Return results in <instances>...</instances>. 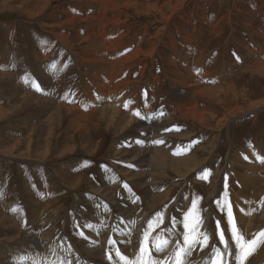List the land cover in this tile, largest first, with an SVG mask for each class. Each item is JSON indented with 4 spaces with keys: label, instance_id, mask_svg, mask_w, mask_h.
I'll list each match as a JSON object with an SVG mask.
<instances>
[{
    "label": "rangeland",
    "instance_id": "rangeland-1",
    "mask_svg": "<svg viewBox=\"0 0 264 264\" xmlns=\"http://www.w3.org/2000/svg\"><path fill=\"white\" fill-rule=\"evenodd\" d=\"M109 1L51 0V4L46 2L49 3L46 6L39 1L34 4L33 0H0V65H3L0 72L11 74L5 82L8 86H0V101L4 98L8 100L7 103H0V110L6 108L3 115L10 112L9 118H0V249L24 250L30 248L29 244L37 246L42 241V235L51 228L58 230L54 240L57 249L61 248L63 239L74 248L86 246V241L95 246L94 236H87L86 240L81 233L89 235L101 228L108 229L106 232L110 233L113 228L119 227L125 232L130 231L127 235L129 239L133 233L148 229L149 221L154 226V230H149L148 245L151 247L154 239L175 230L172 228L173 219L176 224H181L191 201L197 196L201 198L198 210L207 208L211 213L205 223L207 230H210L209 234H216L217 219L221 221L222 229L229 228L227 210L220 212L215 203L216 200L222 204L225 201V177L227 200L231 203L237 200L232 204V211L236 227L241 229L239 232L246 237V229L262 230L264 218L260 217V211L264 204V163H260L257 156L264 158V76L249 73L247 69L256 61L264 62V0ZM9 6L12 9L8 10ZM27 6L31 10H26ZM168 6L176 9L168 13L165 10ZM66 12L68 18L75 16L77 19L81 15L80 18L84 19L67 28L71 51L82 55L80 60H75L49 29L54 23L64 22ZM159 14L167 16V21L158 19ZM118 15V23L110 25V21ZM96 16L102 19L96 20ZM100 25H104L106 37L117 41L118 50L129 45L137 47L143 29L146 30L148 40L141 50L146 56L138 55L134 61L123 66L124 70L123 67L106 68L112 53L103 55L98 45L96 47L100 51L96 52V56L103 60L96 66L86 65L90 56L82 54L85 42H81L79 35L88 36L87 42L97 45ZM43 45L48 53H53L52 58L49 62L36 63L33 55ZM260 52L263 55L257 56ZM94 66L106 71V81L103 88L100 87L103 90L87 97L77 106L78 109L85 111L89 106L91 110H97L101 107L109 115V111L119 107V111L128 116L125 104L130 101L129 109L140 113L134 119L128 116L130 125L125 124L127 120L115 127L97 122L98 113L93 117H83L77 125L71 124L66 115L50 117L54 113L50 107L53 104L61 106L59 98L53 95L57 89L65 100L76 86L81 90L80 82L91 85V88L97 84L99 77L93 79V73L87 74ZM42 70L49 77L39 80L48 86V94L41 96L51 100L52 105L14 114L12 108L20 102V95L28 90L32 92L26 88L24 81H28L30 75L36 77L37 71ZM60 75L64 77L60 78V85L55 89L53 77L59 78ZM36 83L39 85V82ZM195 83L201 85L200 89L209 86L224 89L227 85L234 88L229 97L221 99L223 101L210 118L203 113L208 103L190 88ZM9 91L13 93L11 97H8ZM41 102L44 104L45 101ZM187 104L190 112L185 116L183 112ZM176 105H179L178 109ZM199 113L204 117H201L202 120ZM145 116L153 122H145ZM1 141L4 142L1 144ZM154 146L164 151V155H159L161 161L156 160V164L155 152L149 151L156 148ZM138 150L148 152L132 160L131 153ZM130 172L137 176L129 177L127 174ZM80 177L84 182L75 187ZM167 190L170 191L169 197H166L168 200L161 201ZM180 190L186 194L179 206ZM47 191L58 192L54 193L57 194L55 196ZM236 194L241 196L236 197ZM45 195L51 197L45 198ZM44 198L47 203L54 200L56 204L50 206L55 207L36 220V223L40 222L33 226L35 231L30 235L27 232L29 226L18 223V219L24 217L23 222L26 223L25 217L31 215L35 204L42 215L41 207L44 208L45 203L39 201ZM151 205L153 208L150 209ZM250 213L255 219L251 222L253 225L249 223ZM48 214L55 216L50 218ZM157 214H162L163 219L158 227L156 222L160 217ZM8 218L18 223L17 232L10 234L14 230H6ZM125 219L131 224L137 219L139 224L130 230L123 223ZM228 231L225 232V239L232 243L231 232L229 234ZM10 239L13 241L7 245ZM0 262L3 264L2 259Z\"/></svg>",
    "mask_w": 264,
    "mask_h": 264
},
{
    "label": "bare ground",
    "instance_id": "bare-ground-1",
    "mask_svg": "<svg viewBox=\"0 0 264 264\" xmlns=\"http://www.w3.org/2000/svg\"><path fill=\"white\" fill-rule=\"evenodd\" d=\"M37 1H39V2H41V3H44V4H46V6L50 3V1L51 0H33V3L34 2H37ZM93 1V0H92ZM112 1V0H111ZM111 1H109L110 3H111ZM118 1V0H117ZM165 1V0H164ZM178 1V0H177ZM46 2H49V3H46ZM56 2V1H55ZM91 2V1H90ZM126 2V1H125ZM124 2V3H125ZM161 2V1H160ZM159 2V3H160ZM166 2V1H165ZM168 2V1H167ZM170 2H171V0H170ZM169 2V3H170ZM181 2V1H180ZM179 2V3H180ZM71 3V2H70ZM81 3V2H80ZM84 3V2H83ZM98 3V2H97ZM105 3V2H104ZM148 3V2H147ZM152 3V2H151ZM169 3H168V5H169ZM176 3V2H175ZM22 4H24L25 5V3H22ZM35 4V3H34ZM51 4V3H50ZM62 4V3H61ZM67 4V3H66ZM89 4V3H88ZM94 4V3H93ZM109 4V3H108ZM108 4H106V5H108ZM114 4V3H113ZM127 4V3H126ZM167 4V3H166ZM183 4V3H182ZM69 5V4H68ZM100 5H101V2H100ZM103 5V4H102ZM110 5V4H109ZM116 5V4H115ZM130 5V4H129ZM129 5H128V7H129ZM163 5V4H162ZM49 6V5H48ZM81 6H82V4H81ZM91 6V5H90ZM98 6V5H97ZM161 6V5H160ZM170 6V5H169ZM165 7V10H167L168 11V13L169 12H173L176 8H172V7ZM180 6H181V4H180ZM74 7H76V6H74ZM106 7V6H105ZM113 7H115V6H113ZM134 7V6H133ZM87 8V7H86ZM89 8V7H88ZM132 8V7H131ZM149 8V7H148ZM153 8V7H152ZM167 8V9H166ZM9 9H12V7H8V10ZM31 10V7L29 8V6H27V9L26 10ZM98 10L100 9V7L99 8H97ZM114 9V8H113ZM161 9V8H160ZM94 10V9H93ZM103 10V9H102ZM110 10V9H109ZM121 10V9H120ZM155 10V9H154ZM104 11H106V10H104ZM114 11H116V7H115V10ZM119 11V10H118ZM161 11V10H160ZM177 11V10H176ZM70 12V11H69ZM82 12V11H81ZM117 12V11H116ZM134 12V11H133ZM77 13V12H76ZM97 13H98V11H97ZM102 13V12H101ZM121 13H123V12H120V14ZM128 13V12H127ZM150 13V12H149ZM175 13V12H174ZM93 14V13H92ZM108 14V13H107ZM110 14V13H109ZM118 14V13H117ZM156 14V13H155ZM160 14H162V13H160ZM159 14V15H160ZM64 15H65V21L64 22H61L60 24H55L54 22H52V23H54L51 27L49 26V29L51 30V33H53V34H55L54 36H56V38H58L59 40H60V43L63 45V47H64V49H67L72 55H74V57H75V60H80L81 58H83V56L81 55H78L77 53H73L72 51H71V44H70V42H69V39H67L68 38V32H67V28H71L72 27V25H73V23L74 22H77V21H80V22H83L84 21V19H82V18H80V16L79 17H77V19H75L74 17L73 18H68V15H67V12L66 13H64ZM78 15V14H77ZM89 15H90V13H89ZM97 15V14H96ZM152 15V14H151ZM173 15V14H172ZM72 16V15H71ZM93 16H95V15H93ZM134 16V15H133ZM135 16H137V15H135ZM145 16V15H144ZM149 16V15H148ZM158 16V15H157ZM163 16V15H162ZM161 15L158 17V19L160 18V19H162V20H166V18H167V16L165 17V16H163L162 17ZM171 16V15H170ZM87 17V16H86ZM99 17V16H98ZM102 17H103V15H102ZM141 17V16H140ZM83 18H84V16H83ZM117 18H119V15H118V17H116V18H113L110 22V25H116L117 23H118V19ZM174 18V17H173ZM89 19V18H88ZM90 19H92V18H90ZM95 19L96 20H99V19H102V18H97V16L95 17ZM172 19V18H171ZM55 20V19H54ZM86 20V19H85ZM127 20V19H126ZM222 20V19H221ZM61 21V20H60ZM108 21V22H109ZM124 21H125V19H124ZM167 21V20H166ZM100 22V21H99ZM101 22H103V21H101ZM123 22V21H122ZM127 22V21H126ZM156 22V21H155ZM92 23V22H91ZM159 23V22H158ZM170 23V22H169ZM85 24H86V22H85ZM127 24V23H126ZM89 25V24H88ZM87 25V26H88ZM92 25V24H91ZM90 25V26H91ZM95 24H93V26H94ZM167 25H168V23H167ZM166 25V26H167ZM75 26V25H74ZM101 26V25H100ZM120 26V25H119ZM118 26V27H119ZM217 26V25H216ZM66 28V30H64V28ZM92 27V26H91ZM104 25L103 26H101L100 28H99V36H97V39H99V42L97 43V42H95L97 45H95V44H91V43H88L89 41H88V39H89V37L88 36H86V35H79V38H80V40H81V42L83 41V42H85V47L83 48V52H82V54H87V56H90V59L87 57V61H86V59H84L85 61H86V65H88L89 67L92 65H94L95 64V66H96V64H98L97 62H99V61H101V60H103V59H101V58H98L97 56H96V52H99L100 50L96 47V46H98V47H100L101 46V50H102V52H104L103 53V55H105V54H107V53H112L111 54V56L108 58V61H109V63H106L107 64V67L106 68H112V67H114L115 69L116 68H121V67H123V66H126L127 65V63L129 62V63H131L132 61H134L137 57H138V55H143L144 53L141 51L142 50V47H143V45H144V43H146L147 42V40L148 39H146L147 38V31L146 30H144L143 29V33L141 34V38H140V41H138L139 42V44H138V46L136 47V46H126L124 49H121V50H118V46H117V41L116 40H114V39H111L110 37H106V36H108V35H106L105 34V31H104ZM161 27H163V26H161ZM215 28V27H214ZM55 29H57L58 31H60V33H58V32H56V30ZM110 29V28H109ZM158 29V28H157ZM204 29V28H203ZM220 29V28H219ZM218 29V30H219ZM96 30V29H95ZM162 30V29H161ZM135 31V30H134ZM164 31V30H163ZM198 31V30H197ZM204 31H206V30H204ZM212 31H214V30H212ZM215 31H216V29H215ZM84 32V31H83ZM141 32V31H140ZM77 33V32H76ZM163 33V32H162ZM210 33H213V32H210ZM116 35V34H115ZM119 35V34H118ZM84 36H86V37H84ZM114 36V35H113ZM120 36V35H119ZM123 36H125V35H123ZM149 36V35H148ZM155 36V35H154ZM103 37V39L100 41V38H102ZM211 37H213V36H211ZM215 37H217V35L215 36ZM57 39V40H58ZM156 39H157V37H156ZM156 39H155V42H156ZM212 39H215V38H212ZM73 40V39H72ZM118 40V39H117ZM122 40V39H121ZM154 40V39H153ZM88 41V42H87ZM150 41V40H149ZM157 41H159V40H157ZM56 42V41H55ZM91 42H93V41H91ZM152 42H154V41H152ZM172 42H173V40H172ZM57 43V42H56ZM212 43V42H211ZM150 44H152V43H150ZM18 45V44H17ZM137 45V44H136ZM157 45V44H156ZM173 45V44H172ZM121 46V45H120ZM149 46V45H148ZM147 46V47H148ZM152 46H153V44H152ZM83 47V46H82ZM204 47V46H203ZM207 47V46H206ZM130 49L129 51H126L125 49ZM146 48V47H145ZM11 49V48H10ZM53 50V49H52ZM13 51V50H12ZM44 53H46V51L44 50L43 51ZM37 53V52H36ZM147 53V52H146ZM200 53H205V52H202V51H200ZM41 54V56H43V58L44 57H46V56H44V54H42V53H40ZM149 54H151V53H149ZM211 53H209V55H210ZM48 55V54H47ZM101 55V54H100ZM145 55V54H144ZM148 55V54H147ZM208 55V54H207ZM259 55H263L261 52H260V54H258L257 53V56H259ZM35 56V61L36 62H38V63H40V59L42 58L40 55V57L41 58H39V56L37 55V54H35L34 55ZM84 56H86V55H84ZM146 56V55H145ZM50 59L52 58V55L50 54V56H48ZM91 57H92V59H91ZM105 57H107V56H105ZM105 57H103V58H105ZM115 57V58H114ZM142 57V56H141ZM152 57V56H151ZM201 57V56H200ZM150 58V57H149ZM203 58V57H202ZM145 59H146V57H145ZM28 60V59H27ZM49 60V59H48ZM48 60H45V61H48ZM138 60V59H137ZM204 59H202V61H203ZM50 61V60H49ZM197 61H200V59H198ZM142 62V61H141ZM83 63V62H82ZM102 63V62H101ZM139 63V62H138ZM174 63V62H173ZM84 64V63H83ZM99 64H100V62H99ZM105 64V63H104ZM170 64V63H169ZM80 65V64H79ZM85 65V66H86ZM102 65V64H101ZM142 65V64H141ZM194 65V64H193ZM95 66L94 67H92V68H89V72H87V74H91V73H93V79L94 78H96V77H99V81L97 82V85L98 86H96V87H102L103 86V84L105 83L104 81H106V71L105 70H103V69H96L95 68ZM103 66V65H102ZM105 66V65H104ZM141 67V66H140ZM92 69V70H91ZM113 69V68H112ZM111 69V70H112ZM142 69V68H141ZM108 70V69H107ZM123 70H124V67H123ZM143 70V69H142ZM36 71V70H35ZM247 71L249 72V73H252V74H255V75H258V76H264V62H258V61H256V62H254V64L253 65H251L250 66V68H248L247 69ZM121 72V71H120ZM107 73H109V72H107ZM209 73H211V72H209ZM41 74V73H40ZM56 74V73H55ZM115 74V73H114ZM191 74V73H190ZM204 74H207L208 75V73H204ZM37 75V74H36ZM35 75V76H36ZM108 75V74H107ZM111 75H113V74H111ZM211 75V74H210ZM209 75V76H210ZM91 76V75H90ZM203 76V75H202ZM9 77H11V75H6V73L4 74V73H1L0 72V86H8V85H6L5 84V82H7V78H9ZM34 77V76H33ZM37 77L39 78V75H37ZM41 77L42 78H46L45 77V75H43V74H41ZM109 77H111V76H109ZM115 77V76H114ZM205 77V76H204ZM211 77V76H210ZM98 79V78H97ZM111 79V78H110ZM54 80H55V78H54ZM114 80V79H113ZM116 80V79H115ZM91 81V80H90ZM129 81V80H128ZM57 82V81H56ZM191 82V81H190ZM196 82V81H195ZM201 83V82H200ZM55 84V83H54ZM57 84V83H56ZM135 84V83H134ZM225 83H223V85H224ZM44 85V84H43ZM46 85V84H45ZM58 85V84H57ZM130 85V84H129ZM181 85V84H180ZM222 85V86H223ZM201 85H199L198 83H195V84H192L191 86H190V88H192L193 90H194V94H199L198 96H200V97H202L203 98V100L206 102V103H208V105L206 106V111H204L203 113H205V115H207V116H212V115H214V112H215V110H216V108H218V106L220 105V102H222L221 101V99H224V98H227V97H229L231 94H232V90H233V88L234 87H232L231 85L229 86V85H227L224 89H222V88H219V89H216V88H214V86H209L208 88L206 87V88H199ZM57 87V86H56ZM64 87V86H63ZM77 87V86H76ZM79 87V86H78ZM77 87V88H78ZM105 87V86H104ZM118 87V86H117ZM187 87H189V86H187ZM216 87H218V86H216ZM60 88V87H59ZM62 88V87H61ZM103 88V87H102ZM119 88H121V86L119 87ZM122 88H124V87H122ZM127 88V87H126ZM189 88V89H190ZM199 88V89H198ZM45 89V88H44ZM19 90V89H18ZM47 90V89H46ZM105 90V89H104ZM122 90V89H121ZM10 92V94L8 95V97H11L12 96V92L11 91H9ZM43 92V91H42ZM45 92V91H44ZM43 92V93H44ZM56 92H58V91H56ZM76 92V91H75ZM6 93H8V92H6ZM42 93V94H43ZM20 94V93H19ZM47 94V93H46ZM43 95H45V93L43 94ZM52 95V94H51ZM96 95V94H95ZM222 95H223V97H222ZM36 96V95H35ZM35 96H33V95H31V94H29L28 92L27 93H24V94H21L20 95V102L18 103V104H16L15 106L16 107H13L12 108V110H14V114H17V113H19V112H21V110L22 111H26V109H30V108H32V109H38V108H44V107H48L51 103H52V101L51 100H45L44 98H41V97H35ZM38 96H40V95H38ZM67 97V96H66ZM70 97H71V94H70ZM69 97V98H70ZM79 98V97H78ZM81 98V97H80ZM194 98V97H193ZM61 99V98H60ZM62 100V99H61ZM68 100V99H67ZM91 100V99H90ZM94 100V99H93ZM41 101H45L44 102V104H46V105H44V104H42L43 102H41ZM77 101V100H76ZM75 100H74V102H76ZM65 103V102H64ZM64 103H60L61 104V106H59V105H55V106H53L52 104V107H50V109L51 108H53L54 109V113L53 114H51L50 115V117H56V116H59V115H66L67 117H69V120H70V123L71 124H74V125H77L78 124V122L84 117V118H86L87 116H91V117H93L95 114H97L98 113V116H99V119L97 120V122H106V124L109 126V125H113L114 127H115V125H117V123H118V126H119V124L120 123H122V121H126L127 120V123H125L126 125H128L129 123V121L131 120V119H134L133 117H135V115L133 114V113H135V112H132L130 109H129V106H127V113L126 114H128V116L131 118H129L128 119V116H126V115H124V114H122L120 111H119V109L118 108H115V109H113L112 111H109V112H111L109 115L107 114V112L108 111H106V110H104L103 108H98L97 110H91V108H89V110H91L90 112H88V113H90V114H88L87 112L86 113H84L85 111H81L82 109L80 108V109H78L79 107H77V106H75V105H77V104H75L74 106H71V105H67V104H64ZM90 103V102H89ZM190 103V102H189ZM195 105V104H194ZM104 106V105H103ZM177 106V105H176ZM179 106V105H178ZM178 106H177V109H178ZM181 106H183V105H181ZM36 107V108H35ZM107 107V106H106ZM105 107V108H106ZM108 107H110V109L112 108L110 105H108ZM107 107V108H108ZM185 106H183V108H184ZM196 107V106H195ZM114 108V107H113ZM6 108H3V109H1L0 110V118H2V117H10V112H8V114L7 115H3V113L4 112H6V110H5ZM116 109H118V111H116ZM185 110H184V112H183V115H185V116H188V109H189V107H188V104H187V106L184 108ZM194 109V108H193ZM123 110H125V109H123ZM204 110H205V108H204ZM234 110V109H233ZM180 111V110H179ZM230 111V110H229ZM190 112V111H189ZM233 112V111H232ZM180 113V112H179ZM197 113V112H196ZM216 115V114H215ZM218 115H219V112H218ZM217 115V116H218ZM224 115V114H223ZM231 115V114H230ZM20 116V115H19ZM203 115L201 114V113H199V117H200V119H201V117H202ZM225 116H227V115H225ZM215 117V116H214ZM14 118V117H13ZM186 118H188V117H186ZM202 118H204V117H202ZM211 118V117H210ZM227 118V117H226ZM3 119V118H2ZM220 119H223V118H220ZM219 119V120H220ZM151 119L148 117V116H145L144 117V121L145 122H153V121H150ZM202 120V119H201ZM206 120V119H205ZM211 120V119H210ZM225 120V119H224ZM133 121V120H132ZM204 121V120H203ZM202 123H204V122H202ZM209 123V122H208ZM215 123H217V122H215ZM197 124V123H196ZM130 125V124H129ZM204 125V124H203ZM208 125V124H207ZM224 125V124H223ZM107 126V127H108ZM123 126V125H122ZM200 126V125H199ZM205 126V125H204ZM112 127V126H111ZM126 127V126H125ZM218 127V126H217ZM110 128V127H109ZM155 128V127H154ZM153 128V129H154ZM216 128V127H215ZM219 128V127H218ZM107 129V128H106ZM116 130V129H115ZM127 130V129H126ZM219 130V129H218ZM108 131V130H107ZM120 131V130H119ZM122 131V130H121ZM156 131V130H155ZM124 132V131H123ZM155 133V132H154ZM48 138V137H47ZM150 139V138H149ZM2 142H4V141H1V144H2ZM28 142H30V141H28ZM15 143V142H14ZM44 143V142H43ZM30 144H31V142H30ZM14 146V145H13ZM29 146V145H28ZM154 147H156V148H153V149H150L149 151H151V153L152 152H155L154 154H156V157H155V164H156V160H158V161H161V159H160V157H159V155H164V151H162L163 150V148H160V147H157V146H154ZM10 148H8V150H9ZM13 149H14V147H13ZM28 149V148H27ZM47 149V148H46ZM168 149V148H167ZM11 150V149H10ZM16 150V149H15ZM29 150V149H28ZM17 151V150H16ZM24 151V150H23ZM48 151V150H47ZM46 151V152H47ZM157 151V152H156ZM3 152H5V151H3ZM10 152V151H9ZM9 152H7V153H9ZM143 152H148V150H144V151H141V150H138V151H136V152H132L131 153V155H132V160L134 159V158H136L137 156H139V155H141ZM6 153V152H5ZM20 153V152H19ZM9 155V154H8ZM21 155V154H20ZM7 156V155H6ZM41 157V156H40ZM140 157V156H139ZM163 157V156H162ZM136 160V159H135ZM138 160V159H137ZM152 160V159H151ZM167 160H169V159H167ZM199 162V161H198ZM139 163V162H138ZM78 163H76L75 165H74V167H76V165H77ZM81 164V163H80ZM154 164V165H155ZM160 164V163H159ZM165 164V163H164ZM169 164V163H168ZM167 164V165H168ZM165 166V165H164ZM180 166V165H179ZM254 166V165H253ZM163 167V166H162ZM166 168V167H165ZM169 168V167H168ZM170 169V168H169ZM173 169V168H172ZM171 169V170H172ZM249 169H251V168H249ZM183 170V169H182ZM73 171V170H72ZM250 171V170H249ZM171 172V171H170ZM247 172V171H246ZM169 173V172H168ZM245 173V172H244ZM172 174V173H171ZM250 175H251V173H249ZM249 174H247V175H249ZM129 177H134V176H137V174H132L131 172L129 173V174H127ZM174 175V174H173ZM246 175V176H247ZM165 176V175H164ZM176 176V175H175ZM252 176V175H251ZM160 177V176H159ZM137 178V177H136ZM158 178V177H157ZM163 178V177H162ZM59 179V178H58ZM135 179V178H134ZM160 179V178H159ZM82 180H84V179H82V177H80L79 178V181H78V184H75L74 186L75 187H80V184L82 185V183L84 182V181H82ZM262 181V180H261ZM74 182H76V181H74ZM138 182V181H137ZM162 182V181H161ZM47 185V184H46ZM51 185V184H50ZM179 185V184H178ZM259 185V184H258ZM91 186V185H90ZM241 186V185H240ZM93 187V186H92ZM246 187V186H245ZM249 188H251L250 186H249ZM49 189V188H48ZM43 191V190H42ZM55 192H58V191H54V192H52V191H47V193H55ZM94 192H96V191H94ZM45 193V192H44ZM238 193H240V192H238ZM261 193V192H260ZM52 194V195H53ZM170 194V191L169 190H167V192H166V195L165 196H162L161 198H160V200L161 201H166V200H168L166 197L168 196ZM186 193H184V190H180V193L178 194V197H179V200H178V204L177 205H181V201H183L184 199H185V197H184V195H185ZM32 195V194H31ZM55 195V194H54ZM53 195V196H54ZM57 195V194H56ZM55 195V196H56ZM237 195H240V194H236V197H237ZM33 196V195H32ZM48 195H45V198L47 197ZM241 196V195H240ZM49 197H51V196H48L47 198H49ZM101 197V196H100ZM127 197V196H126ZM157 197V196H156ZM156 197H153L155 200H156ZM169 197V196H168ZM233 197H235V196H233ZM243 197V196H242ZM43 199V201H39V202H41V203H45L44 204V208H42L41 207V210L43 211V214L41 215V213H39L38 212V207H37V205L35 204V205H33L32 207V209H33V212L31 213V215H29V216H27L26 215V219H27V221H26V223H24L23 222V219H24V217L23 218H20V219H18V223H20V224H22V225H26V226H29V229L27 230V232H29V234L30 235H33L34 234V231H35V229L33 228V226L35 225V224H37L38 222H40V221H38L37 223H36V220L37 219H39V218H41V217H43L44 215H45V213L44 212H48L50 209H52L53 207H55V206H53V207H51L50 205L51 204H53V203H55L54 202V200L53 201H51L50 203H47L46 202V199ZM212 198V197H211ZM29 199V198H28ZM234 199V198H233ZM241 199H243V198H241ZM157 200H159L158 198H157ZM234 201H235V199H234ZM233 201V202H234ZM237 201V200H236ZM235 201V202H236ZM157 202V201H156ZM233 202H232V204H233ZM239 202V201H238ZM262 202H264V201H262ZM56 204V203H55ZM242 204V203H241ZM260 204V203H259ZM166 205V204H165ZM208 205V204H207ZM234 205H236V203L234 204ZM233 205V206H234ZM246 205V204H245ZM249 205V204H248ZM248 205L246 206L247 208H248ZM152 207H150V209L151 208H153V205H151ZM37 207V208H36ZM157 207V206H156ZM212 207V206H211ZM234 207H236V206H234ZM252 206L250 205V208H251ZM247 208H245V209H247ZM177 209V208H176ZM209 209V208H208ZM236 209H238V208H236ZM56 210V209H55ZM235 210V209H234ZM244 210V209H243ZM211 211V210H210ZM246 211V210H245ZM250 211V210H249ZM244 212V211H243ZM235 213V212H234ZM238 213V212H237ZM246 213V212H245ZM249 213V212H248ZM126 214V213H125ZM204 222L206 223L207 221H209V216L211 215V213L209 212V210H207V208L204 210ZM240 214H243V213H240ZM49 216H50V218H52L53 216H55L54 214H48ZM92 215V214H91ZM235 215V214H234ZM48 216V217H49ZM52 216V217H51ZM244 216V215H243ZM46 217V216H45ZM239 217V216H238ZM248 217L250 218L249 219V223L250 224H252L251 222H253V220H255L252 216H251V213H250V215H248ZM260 217H263L264 218V204L262 203V210L260 211ZM49 218V219H50ZM76 218V217H75ZM56 219H58V218H56ZM96 219V218H95ZM127 219H129V218H127ZM127 219H125V220H123V223L125 224V225H127L128 226V228H130V230L132 229V228H134V227H136L138 224H139V221L136 219V221H132V223L133 224H131V221H128ZM235 219V218H234ZM62 220V219H61ZM241 220V219H240ZM243 220V219H242ZM241 220V221H242ZM25 221V220H24ZM51 221V220H50ZM49 221V222H50ZM52 221H54V220H52ZM240 221V222H241ZM93 222V221H92ZM106 222V221H105ZM183 220L181 221V224L180 225H178V224H176V227H175V230H171V231H169V232H167L166 234H163L159 239H161V240H167L169 243H168V245H167V247H166V249H165V253L164 254H160V253H155L154 251H152V255H153V257H155V258H159V259H165L166 257H168L172 252H173V250H174V246L177 244V243H180V244H182L183 243V240H182V233H183V231H184V229H183ZM243 222V221H242ZM242 222H241V224H242ZM245 222H247V221H245ZM18 223L17 222H15L13 219H10V218H8V221H7V229L6 230H8V231H12V230H14V231H12L10 234H12V233H15V231L17 232V229L19 228V227H17L18 226ZM93 223H95V222H93ZM235 223H237V222H235ZM41 224V223H40ZM253 225V224H252ZM252 225H251V228H252ZM245 226V225H244ZM52 227V226H51ZM63 227V226H62ZM173 228V227H172ZM177 228V229H176ZM255 228V227H254ZM237 229H238V227H237ZM54 230V228H51L49 231H47L45 234H43L42 235V237L40 238L42 241L44 240V238H47L46 239V241L45 242H42V241H39L38 243H37V246L36 245H32V244H29V246H30V248H27V249H24V250H21V249H19V250H17V249H14V248H10V247H8V249H6V248H2V249H0V259H2V261H3V264H38V262H40V264H123V261H121L117 256H116V250H120L121 251V254L122 255H125L127 258H128V260H134L135 258H136V256L139 254V249H140V245H141V243L143 242V240H144V235H143V232H144V229H141V230H139V232L138 233H136V234H132L130 237H129V239H127V235H128V233L130 232V231H127V232H125V230L123 229V228H119V227H115V228H113L112 229V231H110V233H107L106 232V230H108V229H103V228H101L100 230L99 229H97V230H95V233H93V234H89V235H86V234H84L85 235V239L87 240V236L90 238V237H92V236H94L95 238H96V245L95 246H90V244H89V241H86L85 243H86V246H81V248L79 247H73V246H71L70 247V245H69V243L68 242H66L64 239H63V241L61 242V245L59 246V247H61L60 249H57L56 247H55V245H54V240H56V235L58 234V230L57 231H53ZM148 230H150V229H148ZM209 230V229H208ZM238 230H241L240 228L238 229ZM210 231V230H209ZM213 231V230H212ZM229 232V234H230V230L228 231ZM261 232H264V228L262 229V230H256V229H252V230H249V231H247V229H246V234H247V236L245 237V239L246 240H251V239H253V238H256L258 235H259V233H261ZM213 233V232H212ZM209 234V236H210V240H209V244H210V246L212 245V244H215L217 247H220L221 249H223V245H220V243H219V237H218V235H216L215 233H213V234ZM18 234V233H17ZM66 236V235H65ZM11 237V236H10ZM30 237V236H29ZM116 238L118 239V240H116ZM228 238V237H227ZM8 239V238H7ZM230 239V238H229ZM112 241V243H109V241ZM155 240V239H154ZM13 241V239H10L9 240V242H7V245H11V244H9V243H11ZM229 244L231 245V247L234 249V245L232 244V243H230L229 242ZM25 246V245H24ZM22 247V246H21ZM148 247H149V245H148ZM18 248V247H17ZM149 249L151 250V247H149ZM10 250V251H9ZM210 250H211V248L209 247V248H206V249H204V251L203 252H201L200 250H199V248H197L196 250H194L193 251V254H192V256L191 257H188L187 259H188V261L190 262V264H192V262H194V264H203V261H204V259L206 258V256L208 255V253L210 252ZM8 251H9V257H7V253H8ZM67 253H66V252ZM66 253V255H65V253ZM108 256H111L112 257V259L111 260H109L108 259ZM227 258V257H226ZM1 263V262H0ZM169 264H170V262H169ZM229 264H233V262L230 260L229 261ZM245 264H264V244H261V245H259L256 249H255V251L252 253V255L251 256H249L248 257V259L245 261Z\"/></svg>",
    "mask_w": 264,
    "mask_h": 264
},
{
    "label": "snow or ice",
    "instance_id": "snow-or-ice-1",
    "mask_svg": "<svg viewBox=\"0 0 264 264\" xmlns=\"http://www.w3.org/2000/svg\"><path fill=\"white\" fill-rule=\"evenodd\" d=\"M24 82L28 83L27 80ZM33 87H35L37 91H40V87L35 83V81H33ZM128 103L131 102H126V108ZM133 114L140 116L139 112H135ZM154 143L160 144L163 143V141H155ZM244 158L246 160L248 159L247 156ZM257 159L260 161V163H264V158L257 156ZM206 175H210V173L206 172ZM227 188V177H225V201L223 204L219 200L215 201L220 212L223 213L225 209L227 210V223L229 228L227 230L222 229L221 221L219 219L216 221V235H218L219 243L220 245H223V249L217 247L215 244H212L211 246L209 244V232L207 230V226L205 225L204 218L201 215L204 210H198V204L201 198L197 196L191 201V207L183 217L182 223L184 231L181 234L183 243H177L174 246L173 252L168 257L165 259H159L153 257L152 255V251L155 253L164 252L169 243L167 240H161L157 238L153 240L151 250L148 247L150 236L148 229L154 230L152 221L148 222V229H145L143 232L144 240L140 245L139 254L134 260H128L125 255L121 254L120 250H116V256L121 261H123V264H169V262L170 264H190L187 258L192 256L194 250L199 248V250L203 252L204 249L210 247L211 250L204 259L203 264H229L230 260L233 262V264H245V261L249 256L252 255L255 249L259 245L264 244V232L259 233L256 238L251 240H246L243 234L239 232L233 216L232 203L227 200ZM13 211H15V209H13ZM241 211H243V209H241ZM157 215L160 217L156 222V226L158 227L159 224L163 223V219L162 214ZM176 223V220L173 219V229L176 227ZM228 230L231 232V241L234 245V249L230 247L229 241L225 239V232ZM83 235L84 234L81 233V236ZM109 243H112V241L110 240ZM108 259L111 260L112 257L108 256ZM192 264H194V262H192Z\"/></svg>",
    "mask_w": 264,
    "mask_h": 264
},
{
    "label": "crops",
    "instance_id": "crops-1",
    "mask_svg": "<svg viewBox=\"0 0 264 264\" xmlns=\"http://www.w3.org/2000/svg\"><path fill=\"white\" fill-rule=\"evenodd\" d=\"M27 27H28V25H27ZM68 32V31H67ZM55 34H53L52 36L57 40L58 38H56V36H54ZM58 42H60V40L58 39L57 40ZM15 45H17V44H15ZM46 51V53H44L43 51ZM40 53H42V54H44V56H46V57H44L43 58V56H41V54ZM35 54H37L38 56H39V58H41L40 59V63H43V62H46L45 60H51L48 56H50V53H48L47 52V49H46V47L43 45V47L41 48V50L40 51H37V53L35 52L34 53V55ZM48 54V55H47ZM33 55V57H34V61H35V56ZM52 55H53V53H52ZM75 59V58H74ZM28 60H29V58H28ZM49 60H48V62H49ZM37 63V62H36ZM1 66H3V65H0V68H2ZM40 70V69H39ZM43 74V75H45V77L47 78V77H49L48 75H46V73H44L43 72V70L42 71H37V75H39V78L37 77V75H36V77H33V76H31L30 75V77H29V79H28V83H25L26 84V88L27 89H30L32 92H30L29 90H28V93L29 94H31V95H33V96H35V97H41V98H43V96H41V95H43L44 93H45V95H46V93L48 94V86L46 87V85L45 84H47V83H45L44 85H43V83L41 84L40 83V79H42V77H41V74ZM9 75H11V74H9ZM62 77H64V76H59V78H56V77H53V79L55 78V80H54V82H55V84L53 85L54 86V88L55 89H57L58 88V86L60 85V78H62ZM32 78H33V80H32ZM59 79V80H58ZM91 79V78H90ZM33 81H35V83H36V81L37 82H39V87H40V91H38V92H36L35 90H36V88L35 87H33ZM57 81V82H56ZM21 83H23L22 81H20ZM90 82V81H89ZM58 85H57V84ZM37 84V83H36ZM80 85H81V90L79 89V87L78 88H76L75 90H72V91H70V94H71V97H70V94H68V95H66L67 97H66V99L65 100H61L62 98H61V96H60V91H58V89L56 90V91H58V92H56L55 91V93L53 94V95H55L54 97H57L56 99H58L59 98V100L61 101L60 103H64V104H67V105H71V106H74L75 104H77L76 106H79V105H81V103L82 102H84L85 101V99L87 98V97H89V96H91L93 93H99V92H102V90L103 89H101L100 87H96V86H98L97 84L96 85H94L92 88H91V85H88L87 86V84H85L83 81L82 82H80ZM57 86V87H56ZM88 87H90V89L88 88ZM20 91H22V88H19V87H17ZM45 88V89H44ZM47 89V90H46ZM49 90H51V87H50V89ZM34 91L36 92V93H34ZM44 93H43V92ZM47 91V92H46ZM76 91V92H75ZM93 91V92H92ZM73 92V93H72ZM25 93H27V91H25ZM43 93V94H42ZM38 94H40V96H38ZM49 95H50V93H49ZM48 95V96H49ZM70 97V98H69ZM79 97V98H78ZM81 97V98H80ZM61 98V99H60ZM72 98H74V100L76 101L74 104H73V101H72ZM68 99V100H67ZM69 101H71V102H69ZM7 103L8 102V100L6 99V98H4V100L3 101H0V103ZM59 102V101H58ZM89 106H88V108H87V110H85V112H90V110H89Z\"/></svg>",
    "mask_w": 264,
    "mask_h": 264
}]
</instances>
